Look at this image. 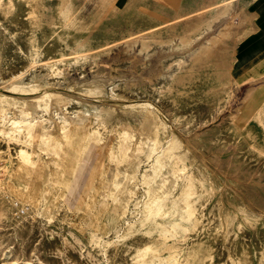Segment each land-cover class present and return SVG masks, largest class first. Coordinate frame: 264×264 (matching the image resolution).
I'll list each match as a JSON object with an SVG mask.
<instances>
[{
  "label": "rangeland",
  "instance_id": "374dc122",
  "mask_svg": "<svg viewBox=\"0 0 264 264\" xmlns=\"http://www.w3.org/2000/svg\"><path fill=\"white\" fill-rule=\"evenodd\" d=\"M58 1L46 0L35 10L38 14H32L30 2L14 0L10 6L0 0L5 78L0 92L17 91L23 100H38L39 84L12 88L8 78L24 71L27 61H37L31 72L41 81L50 73L47 63L70 50L86 54L83 47H88L92 59L61 66L56 74L60 90L53 92L82 97L91 108L96 105L106 127L92 123L99 125L98 139H92L89 127L67 130L64 136L55 122L44 121L62 150L56 156V149H45L35 138L29 145L33 167L15 164L13 151L19 144L0 135V264H134L145 246L146 260L264 264V86L237 93L231 73L235 46L253 31L257 11L252 4L259 0H65L66 14L59 21L54 15ZM199 25L210 30L198 43L211 48L204 52L197 44L199 55L185 56L172 84L167 74L157 80L160 51L170 40H189L191 28ZM101 45L112 49L96 57ZM95 61L106 79L125 82V89L117 91L124 98L80 91L97 75L91 70ZM147 77L155 85H167L159 91ZM146 103L155 108L157 122L144 119L147 113L143 115L141 107ZM178 111L181 118L174 126L171 117ZM51 115L47 119L52 120ZM113 125L144 140L135 149L125 144L108 151L105 144ZM232 126L235 129H226ZM188 144L192 162L183 148ZM169 170L176 172L147 210L146 191L155 193L160 176ZM124 173L132 177L131 188L136 186L125 208L123 197L111 195L114 179ZM184 194L187 199L172 200ZM186 202L189 208L178 214Z\"/></svg>",
  "mask_w": 264,
  "mask_h": 264
},
{
  "label": "bare ground",
  "instance_id": "6f19581e",
  "mask_svg": "<svg viewBox=\"0 0 264 264\" xmlns=\"http://www.w3.org/2000/svg\"><path fill=\"white\" fill-rule=\"evenodd\" d=\"M19 1H21V0H19ZM25 1L28 4L30 2V4H29V9L30 10L29 11L32 14H35L36 12H38V10L35 11L38 7H40V8L44 7V4H46V0H45V3H44V0H25ZM175 1H176V3H180L182 0H168V3H175ZM58 2H59V5H58V7L56 6L57 7V11H55L54 15L56 17V20L59 21L60 18L66 14L65 13L66 10L64 11V5H66V4H64L65 0H60ZM7 3L10 6H14V4H15L14 0H7ZM27 3H26V6H27ZM0 5H2V3H0ZM8 10H10V9H8ZM9 14H10V12H9ZM36 14H38V13H36ZM39 14H41V13L39 12ZM61 14H62V16H61ZM4 16H6V14ZM36 17L38 18V16H36ZM39 17H40V15H39ZM22 18H23V16H22ZM27 19H28V17H27ZM36 22L37 21L35 20V23ZM39 22H41V21L39 20L38 23ZM33 24H34V22H33ZM39 24H41V23H39ZM37 28H39V27H37ZM57 29H59V27ZM209 30H210V27H208V25L205 26V27L204 26L201 27L199 25V27L197 26L196 28L195 27L193 29L191 28L190 33H189L190 37H187V39L189 38V40L179 39V41H177V42L170 40V43L165 46V49L160 51L161 56L159 57L160 58L159 66L161 64L162 67H160V69H159L160 73L157 74L156 79L158 80L160 78L166 77V74H167L168 78H169V81H170L169 85L172 84L173 82H175L174 78L177 75H179L178 74V70H179L180 64L185 62V56L188 57L189 55H193L192 53H194V52L197 53L198 52L196 46H197V44H201V43H198V42L202 41L205 38V35H207L209 33L208 32ZM224 30H227V28L224 29ZM220 33H218V34H220ZM225 33L226 32L224 31V34H222V36L226 35ZM121 38H123V37H121ZM214 38H215V36H214ZM214 38L212 40L210 39L212 41V43L215 40H217L216 39L217 37L215 38V40H214ZM59 39L60 38H58V40ZM118 39H120V37ZM218 40L220 41V39H218ZM143 44H144V42H143ZM201 45H203V44H201ZM206 48H208V46L207 45H203V47H202L203 51ZM209 48H211V47L209 46ZM111 49L112 48H108V47L104 48V46L101 45L100 46V50L96 51V53L99 54L96 57H100V55H102L104 52H106V53L110 52ZM143 49H145V48H143ZM199 49L201 50L200 47H199ZM90 50L91 49L88 48V47H83V52H86V54H82L79 51L76 52V51L70 50V51H67L66 54L64 56H62L60 59L55 60L53 62L47 63L46 65L49 66L48 69L50 70V73L46 76V78H45V75L42 76L43 78H42L41 81H39V80L35 81L34 78H33V74L31 72V70L34 68V64L37 61H34V62L33 61H27L28 64L25 67L24 71H22V72H20L18 74L14 73V74H12V77L8 78V80L10 82V86L12 88H18V87L26 88L28 86L37 87V85L39 84L40 88H41V93H42V95L39 96L38 100H34V101L29 100L28 101V100H23L22 97H18L19 95H22V94L18 93L17 91L2 90V92H0V135L5 137V138H9L10 140H14L15 143L19 144V146H17L15 148V151H13L14 160L16 161L15 164H25V165H30L31 164V166H32V162H33L32 160H33V155L34 154L31 151V149H29V145L32 144L31 142L35 138L37 139V142L39 141L40 145L45 147V149H47L49 147L51 148V150H55L56 149V156L58 155L57 150H58V152L60 150H62L60 148H61V146L63 144L60 141H58V140H53L52 139L53 135H52L51 132L48 131V129H50V128L45 129L43 127L44 121L48 122V123L51 122V125H52V123L55 122L57 124V126H58V130L64 136H66L65 134H66L67 130H70V129H73V128H76V127L77 128H86V127L88 128L89 127L88 128V132L90 133V136H92V137L94 136L92 138L88 134L87 137H89V139L90 138L94 139V138H97L99 136V131H98L99 130V125L92 126V123L96 124L97 122H100V127L101 128H105L106 127L105 118L102 117V110L99 109L96 105H93L92 108H91L89 105H87V101L85 99H83L82 97L76 99V98H72V97H66L67 95H65L63 93H60V92H53V90H56V89L60 90L59 86H57V85H59L61 82H60L59 78L56 76V74H59L58 70H60L61 66L70 65L72 67L73 65H77L78 63H80V64L87 63L90 59H92L91 57H93V55L90 52ZM200 50H199V52H200ZM33 52H34V50H33ZM197 55H199V53H197L196 56ZM29 56H31V55H29ZM36 57H37V55H36ZM47 57H49V56H47ZM0 63H1V61H0ZM174 63L176 64V71L175 72H171V67H172V64H174ZM139 68L140 69L142 68V64H140ZM91 70H92V72L97 73V75L94 77L93 80L85 81L81 85L80 91H96L98 93H101V95L103 97L104 96L105 97L120 96L121 98L125 97L124 94L123 95L122 94L119 95V92H117L119 90H124L125 89V82L124 81H122L121 84H118L115 81H112L111 79H106L104 77L103 73L99 71V65H98V62H96V61L92 64ZM29 71H30V73L28 74ZM157 72H158V70H157ZM149 78L147 77L146 80H148V82L151 85H153V87L159 86V88H157V90H159V91L164 86L167 85L166 83L155 85V84H153V81L150 80ZM4 79L5 78L1 74V64H0V80H4ZM8 80H6V81H8ZM169 85H168V87L166 89L167 91L170 90ZM107 87H109V89ZM66 92L69 93V92H72V91L68 90ZM16 95H18V96H16ZM247 96H249V94ZM82 102L84 103V105H82ZM141 109H143V115H144L145 112L147 113V117L144 118V119H150L151 121H156V122L159 120L157 118V116H156L157 114L155 115L153 113L155 108L153 107V105L151 103H146V104L142 105ZM75 110H78V111H75ZM49 113L52 114L51 115V119L53 121L50 120V119H47L46 116H48ZM180 114H181L180 111H178L176 113H173L171 118H172V123L174 124V126H176L178 124L177 121L181 118ZM231 114L232 113H230V115ZM212 119H214V118H212ZM223 125L224 124H222V126ZM159 127L161 128L160 124H159ZM226 129L228 131H231L232 129H235V127L232 126V127L226 128ZM111 130L112 131L110 133L109 139H108L107 143L105 144V149L108 150V151H111V150H113V148H116V147L117 148H119V147L122 148L125 144L126 145L131 144L132 149H135L139 145V143H141L144 140V139H142V137L138 136L136 132L130 131L128 129H121L117 125H115V126L113 125ZM228 134H230V133H228ZM63 135H62V138H64ZM173 136L177 140L179 139L178 138L179 136L177 137V134L174 133ZM100 140L101 139H99V141ZM102 140H104V139H102ZM179 140L181 141V139H179ZM86 142H88V140ZM187 142H189V141H187ZM181 144H183L182 141H181ZM189 144H190V142H189ZM189 144L188 145H183V148L185 149V151H187L189 154H191V157L189 158V160H190V162H192L191 159H193V155L194 154H192V150H191ZM191 147L196 149L193 144L191 145ZM52 152H53V155H54L55 154L54 151H52ZM48 153H49V151H48ZM62 153H63V151H62ZM199 157H200V155H199ZM38 159H39V157H38ZM38 161H40V160H38ZM54 161L55 160H53V162ZM125 168H129V165H126ZM155 170L157 172H159L160 168L156 167ZM72 172H74V171H72ZM175 172H176L175 170L174 171L169 170V174H167L168 173V171H167L162 176H160V181L161 182L159 183V186L157 187L155 193H152L149 190L146 191L145 198L147 200V203H146L145 207H146L147 210L149 209L148 206H149V204L151 202L152 203L153 202H158V199L160 197L157 196V195L162 194L165 191L164 187H166L167 183H168L167 177L170 176V173H175ZM12 183H14L13 174L10 176V178L8 180V188L9 189H11ZM112 186H113V192L111 193V195H114L116 193V195H117L116 198L118 200H119V198L123 197L125 199L124 203H123V206L125 208V206L128 203V200L131 199L132 195L134 194V191L136 190V186L131 188V186H132V177H131V175L124 173L123 175L118 176L116 179H114ZM18 187L20 188L21 191H25L26 190L25 189L26 186L24 184H19ZM184 187H186V186H184ZM190 188H192V187H190ZM187 197H188V195L184 194V195H182V196H180L178 198L175 197L176 199L173 198L172 200H176L177 201V199H179V198H186L187 199ZM189 206H190V203L186 202V204L182 208H180V211L178 212V214L186 212L187 209L189 208ZM158 225L160 227H164L165 226V224L162 223V222H159ZM141 249L135 255V259L136 260H135L134 264H176L175 261H174L175 263H171V262H168V261L164 262L163 257L162 258L151 257V258H149V260H146L145 257H144V254L149 250V248H148V246L147 247L145 246L144 249H142V250Z\"/></svg>",
  "mask_w": 264,
  "mask_h": 264
},
{
  "label": "crops",
  "instance_id": "0c3cea01",
  "mask_svg": "<svg viewBox=\"0 0 264 264\" xmlns=\"http://www.w3.org/2000/svg\"><path fill=\"white\" fill-rule=\"evenodd\" d=\"M258 1V0H257ZM257 15L252 19L254 29L235 46L231 73L237 93L264 86V0L252 4Z\"/></svg>",
  "mask_w": 264,
  "mask_h": 264
},
{
  "label": "built area",
  "instance_id": "2783aa9c",
  "mask_svg": "<svg viewBox=\"0 0 264 264\" xmlns=\"http://www.w3.org/2000/svg\"><path fill=\"white\" fill-rule=\"evenodd\" d=\"M1 175H2V174H1V170H0V183H1Z\"/></svg>",
  "mask_w": 264,
  "mask_h": 264
}]
</instances>
